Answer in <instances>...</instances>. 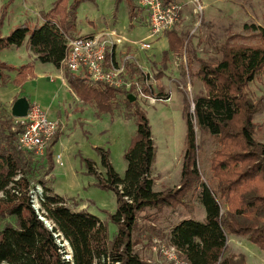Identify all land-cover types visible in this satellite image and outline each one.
<instances>
[{"label":"trees","instance_id":"trees-1","mask_svg":"<svg viewBox=\"0 0 264 264\" xmlns=\"http://www.w3.org/2000/svg\"><path fill=\"white\" fill-rule=\"evenodd\" d=\"M85 1L94 3V0H53L47 11L38 12L39 25L19 24L7 36L0 32V52L25 45L35 61L62 70L69 89L82 104L94 106L97 116L112 115L118 108L114 102L116 96L124 95L123 119H133L136 126L123 155L124 175L121 177L114 170L109 152L104 148H94L104 176L98 173L93 161L80 157L87 174L96 177L97 186L115 196L116 210L108 216V221L115 225L116 233L108 240L104 222L85 210L68 208L67 200L55 194L42 180L37 183L43 190V199L38 212L34 210L30 194L33 162L16 143V135L23 125L14 123L13 118L5 114L0 117V221L14 218V223L0 228V264H146L133 251L134 234L141 228L138 226L140 214L152 210L149 219L152 226L144 227L149 241L152 236H159L160 231L153 222L162 211L185 207L184 198L196 191L205 218L201 222L181 220L167 236V243L176 248L182 261L186 264H245L243 255L229 254L228 235L245 237L264 252V144L255 139L253 117L258 105L246 93L247 85L264 71V27L243 25V29L258 40L254 45L227 41L219 49L216 47L221 56L218 61L197 60L194 75L202 83L203 92L193 98L192 111L186 99L183 100L185 138L180 180L177 187L155 191L151 169L156 150L151 127L137 101L129 102L131 90L92 82L88 75H75L63 64L66 38L76 32L77 10ZM120 1L115 0L113 15ZM124 1L132 28L137 18L136 7L133 0ZM169 2L175 0H162L163 4ZM6 12L3 5L0 25ZM175 27L164 34L168 52H177L183 46ZM166 55L164 52L163 57ZM127 67L131 69L130 64ZM9 74H14L12 79ZM34 76L33 62L16 68L0 61L2 85L11 80L20 86ZM155 98L169 97L160 91ZM59 130L58 126L46 149L49 172L54 165L52 151L59 139ZM196 130L214 137L217 143L211 158L209 181H203L197 169ZM55 235L58 236L55 238ZM60 237L69 244L71 262L64 260L59 252L56 240Z\"/></svg>","mask_w":264,"mask_h":264},{"label":"rangeland","instance_id":"rangeland-1","mask_svg":"<svg viewBox=\"0 0 264 264\" xmlns=\"http://www.w3.org/2000/svg\"><path fill=\"white\" fill-rule=\"evenodd\" d=\"M52 1L0 0V12L3 5L7 11L0 25L2 36H7L14 27L22 23L35 26L40 21L38 12L47 11ZM114 2L115 0H94V3H80L76 32L69 37L103 32L111 37V43L107 47L112 49L115 62L123 64L125 70L120 76L123 84L118 89L131 90L130 95L135 97L139 108L145 112L151 127L156 150L151 169L153 189L163 191L174 188L180 180L184 152L183 100L186 99L189 110L192 111L193 98L203 92L202 83L194 75L198 68L197 60L218 61L221 56L216 47L219 49L227 41L256 44L258 40L251 32L245 31L243 25L255 24L264 27V0H175L180 6L175 30L183 41L182 49L177 52H168L165 35L156 40L150 37L145 14L139 10L136 0H133V4L137 18L132 22V28L129 27L125 1L119 2L115 15ZM116 40L117 44H112ZM144 43H150V48L141 50ZM24 50H3L5 55L0 54V61L16 68L26 64L28 61L24 57ZM164 52L167 55L163 57ZM128 64L131 69L127 67ZM42 74L40 69L34 70V78L20 86L12 82L0 84V117L10 115L12 103L9 102L18 95L16 99L26 98L30 105H38L46 112L49 120L57 122V127H60V136L52 151L54 165L50 172L47 170V155L37 159L27 154L33 162L30 179L32 207L37 212L40 208L43 190L37 181L42 180L55 194L67 200L68 208L85 210L103 221L107 226L108 240H112L116 227L108 221V216L116 210L115 196L113 192L97 186L96 177L87 174L80 157L93 161L98 173L104 176L99 155L94 150L97 147L104 148L109 152V160L114 170L119 176L124 175L126 163L123 155L136 130L133 119H123L126 111L124 95L116 96L114 102L118 108L112 115L97 116L94 106L74 103L73 96L61 83H64L62 70L56 69L53 75ZM160 91L169 98L156 99ZM246 93L258 105L253 117L256 126L255 139L264 144V71L247 85ZM196 135L199 145L197 169L202 180L209 181L211 158L217 150V143L208 134H201L196 130ZM57 156L61 165L56 162ZM184 202L185 207L162 211L153 222L155 229L160 231L159 236L154 235L149 241L144 227L152 226L149 223L152 210L140 214L138 226L141 228L134 234L133 251L144 263L157 264L158 257L152 249L156 245L154 241L166 244L170 229L179 221L192 219L201 222L205 218L197 191L187 194ZM187 203H190L189 206ZM187 207L192 210L187 211ZM6 223L13 224L14 218L0 221V228ZM47 225L50 227L48 222ZM245 241L248 242L246 239ZM249 245L247 253L254 255L253 249L257 248L250 243ZM253 263L264 264V260L254 256Z\"/></svg>","mask_w":264,"mask_h":264},{"label":"built area","instance_id":"built-area-1","mask_svg":"<svg viewBox=\"0 0 264 264\" xmlns=\"http://www.w3.org/2000/svg\"><path fill=\"white\" fill-rule=\"evenodd\" d=\"M136 1L139 10L145 14L148 33L155 40L163 37L165 32L178 22L180 6L176 2L163 4L162 0ZM107 36L103 32L66 38L67 49L63 64L75 75L86 74L92 82L119 88L123 84L120 76L125 72L124 65L115 62L112 49L107 47L111 43V37ZM112 44H117V40ZM149 48L150 43L141 45V50ZM15 122L23 125L22 130L16 135L18 148L37 159L44 158L48 143L57 129V122L49 120L46 112L36 104H29L26 117L15 119ZM58 160L59 156L56 157V162ZM58 235H55V238ZM56 243L63 259L71 262L72 253L68 242L60 237ZM154 243L156 245L152 249L155 251L154 255L158 257L157 264H186L180 259L176 248L169 243L160 244L156 240Z\"/></svg>","mask_w":264,"mask_h":264},{"label":"crops","instance_id":"crops-1","mask_svg":"<svg viewBox=\"0 0 264 264\" xmlns=\"http://www.w3.org/2000/svg\"><path fill=\"white\" fill-rule=\"evenodd\" d=\"M40 23H41V21H39V23H37L36 25H39ZM21 48H24L25 49L24 50V57L27 58V61L28 62L32 61L34 63V68H35L34 70L40 69V71L43 72L42 76L45 75V73H49L50 75H53L54 74V71L56 69L52 65L38 63L37 61H35V56L33 54H31L30 51L27 50V48H26L25 45L22 46ZM0 54L3 55V56L5 55L4 51L0 52ZM9 75H10V79H12L13 76H14V74H9ZM62 77H63V75H62ZM10 82H11V80H9L8 83H10ZM51 82H53V81H51ZM61 83L64 86V88L66 90H68V92H70L71 95L73 96L74 103L80 102L79 100H77V98L75 97V95L71 92V90L69 89V87L66 84L65 80H64V83L62 81H61ZM17 97H19V96L17 95L13 99H16ZM13 99L9 103H12L13 102ZM91 110L93 111V109H91ZM76 211H80V209L79 210H76ZM245 239H246L245 237H241V236L228 235L227 236L226 246H227V250H228L229 254L234 255V256L243 255L244 256V259H245V264H254L253 263V257L254 256H257L258 258L264 260V252L260 251L259 249H257V250L256 249H253L254 251L252 253H254V255H250L249 252L247 253V251H249L248 250L249 249L248 247H250V245H249L250 242L249 243L246 242Z\"/></svg>","mask_w":264,"mask_h":264},{"label":"water","instance_id":"water-1","mask_svg":"<svg viewBox=\"0 0 264 264\" xmlns=\"http://www.w3.org/2000/svg\"><path fill=\"white\" fill-rule=\"evenodd\" d=\"M129 102H134L136 99L135 97L129 95ZM29 108V102L26 98H18L15 100V102L12 104L11 106V110H10V116L13 119H21V118H25L27 115V110ZM37 212V210H35ZM41 220H43V218L40 217ZM44 221V220H43ZM45 225H47V222L44 221Z\"/></svg>","mask_w":264,"mask_h":264}]
</instances>
